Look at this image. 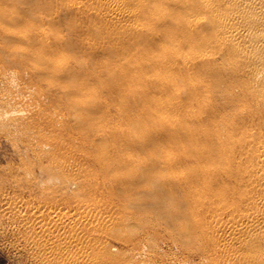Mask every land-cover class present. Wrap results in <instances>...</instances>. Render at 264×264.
<instances>
[{
	"label": "rangeland",
	"instance_id": "374dc122",
	"mask_svg": "<svg viewBox=\"0 0 264 264\" xmlns=\"http://www.w3.org/2000/svg\"><path fill=\"white\" fill-rule=\"evenodd\" d=\"M72 1L0 0V264L259 263L264 0L226 44Z\"/></svg>",
	"mask_w": 264,
	"mask_h": 264
},
{
	"label": "bare ground",
	"instance_id": "6f19581e",
	"mask_svg": "<svg viewBox=\"0 0 264 264\" xmlns=\"http://www.w3.org/2000/svg\"><path fill=\"white\" fill-rule=\"evenodd\" d=\"M95 1L94 0H73L72 6H78V5H83V4L85 5V3L86 4L89 3V4H87L88 5L87 9L89 8V6H92V9H95V8H93L95 6L94 4L97 3L99 5V9H101V11H102V13H101V11L99 12V13H101L100 18H102L104 20V22L108 21V23L114 22V21L115 22L118 21L116 23H119L122 19H124V21H125V19L136 21L141 16L146 15L147 14L146 12H149V15H152L153 13L157 14L159 12V11L157 12V10L159 8H160L159 10L162 11L159 13H164L167 9L169 11H170V9H173V10L179 9V10H181L180 12H182V13H185L184 10H186V11L193 10L195 12H192V14H189L185 20L186 24L189 26L193 25L194 27H197L199 25H202L206 21V16L209 15L211 17L212 23L216 26V32L214 34L215 41L219 42L221 44H226V43L233 42V40L235 38V35H236V23H235V21L240 17L243 18L245 15V10H244V8L241 7V3L243 1H249V0H97L96 2ZM90 2L93 3V5L92 4L90 5ZM70 3L71 2H69V4ZM164 6H165V8H164ZM69 7H71V6H69ZM85 7H86V5H85ZM96 7L98 8L97 5H96ZM72 9H74V7ZM78 9L80 11L83 9V7L78 8ZM78 9H77V11H78ZM92 9H89V10L92 11ZM99 9H98V11H99ZM85 10H86V8L83 11L85 12ZM71 11L74 12V10H71ZM77 11L75 10V12H77ZM83 11H81L82 14H83ZM154 11H156V12H154ZM81 12H79V13H81ZM92 12L94 13L95 10ZM79 13H78V15H79ZM82 14H80V15H82ZM95 14H96V16H98L97 13H95ZM99 16H100V14H99ZM100 18H98V19L100 20ZM176 24H174V25H176ZM179 27H181V25ZM184 29H185V26H184ZM186 33H185V37H187L186 35H188V37H189L188 39L189 40L192 39V37L190 36L191 30L188 32V34H186ZM162 48H163V46H162ZM172 50L174 51V54H175V52L178 54L180 51H182V48L178 45H175V47ZM185 63H187V62H184V64ZM6 76H7V74H5V73L0 74V77H6ZM9 103L10 102H8V101H3L0 104L5 106ZM97 157H99V156L97 155ZM257 160H258L259 164L260 163L264 164V146H263V150L260 151V154L257 156ZM254 203H256V202L254 201ZM259 203H260V201L256 204H259ZM261 203H264V198H262V197H261ZM255 206L256 205H254V207ZM256 209H255V211H252V212H250L248 210L250 213L249 212L246 213L247 211L244 212L245 214H241L239 220L235 223H236V225H241V223H246L248 225V227H250V229L256 230L257 233L262 234L263 239H264V226H260V223L258 221V219L260 217L259 216L260 210H258V209L256 210ZM252 210H254V209L252 208ZM263 217H264V213H263ZM232 230L235 231V228L231 229V233H233ZM252 241H254V240H252ZM252 244H251V246H252ZM255 245H257V242ZM244 246L246 247L248 245L245 244ZM253 246H254V244H253ZM258 248L260 249L261 247H257V249ZM249 249L253 250L254 247L253 248L248 247V250ZM252 250H250V251H252ZM255 250H256V248H255ZM143 251L144 250L138 251L137 256L142 255ZM256 253H258V252H256ZM255 259H256V257H255ZM258 261H259V263H257ZM256 263L257 264H264V253H262V254L260 253L259 260H256Z\"/></svg>",
	"mask_w": 264,
	"mask_h": 264
}]
</instances>
